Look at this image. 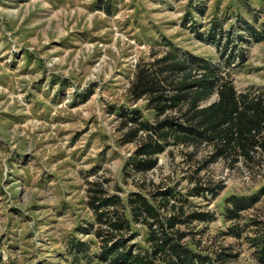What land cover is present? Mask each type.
I'll return each instance as SVG.
<instances>
[{
	"label": "rangeland",
	"instance_id": "374dc122",
	"mask_svg": "<svg viewBox=\"0 0 264 264\" xmlns=\"http://www.w3.org/2000/svg\"><path fill=\"white\" fill-rule=\"evenodd\" d=\"M168 52L216 66L237 92L264 95V0H0V264H103L91 190L124 199L130 191L150 196L156 185L208 212L204 222L179 226L202 248L230 245L236 257L228 264H258L245 238L253 226L239 238L227 234L224 206L231 195L258 196L239 229L264 217L259 150L251 160L218 157L198 174L210 145L171 144L145 173L126 165L138 141H122L124 116H155L130 85L139 65ZM198 180L222 187L189 195ZM130 232L128 245L149 247L144 225Z\"/></svg>",
	"mask_w": 264,
	"mask_h": 264
},
{
	"label": "trees",
	"instance_id": "16d2710c",
	"mask_svg": "<svg viewBox=\"0 0 264 264\" xmlns=\"http://www.w3.org/2000/svg\"><path fill=\"white\" fill-rule=\"evenodd\" d=\"M103 8L109 12L105 4ZM198 36L202 38L200 33ZM207 38L214 41L213 31L209 30ZM129 90L135 100L144 97L155 113L153 121L141 120L135 109L124 116L122 141H138L126 162L131 170L145 173L153 169L158 155L171 144L211 146L213 152L194 170L195 174L218 157L237 154L251 160L258 155L256 150L264 155V95L237 92L228 74L209 62L190 53L168 52L151 64L139 65ZM213 94L216 100L201 104ZM193 154L194 150L188 153ZM221 187L198 180L189 195L214 196ZM154 190L150 196L130 191L124 199L119 194H106L101 187L91 190L88 205L97 223L94 236L101 241L96 260L103 264H228L236 257L232 246L202 248L201 239L179 227L206 221L208 212L191 207L186 199L177 200L173 187L156 185ZM257 197H227L224 218L231 221L227 234L235 238L244 228L253 226L254 235L245 238L258 264H264V217L250 218L239 229L240 213ZM132 223L147 228V249L128 245L135 236L130 232Z\"/></svg>",
	"mask_w": 264,
	"mask_h": 264
}]
</instances>
